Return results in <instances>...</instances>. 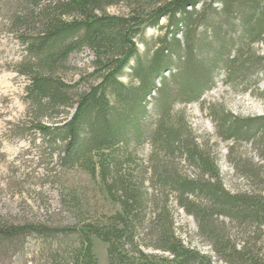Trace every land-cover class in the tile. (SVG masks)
<instances>
[{"label":"trees","instance_id":"trees-1","mask_svg":"<svg viewBox=\"0 0 264 264\" xmlns=\"http://www.w3.org/2000/svg\"><path fill=\"white\" fill-rule=\"evenodd\" d=\"M215 1L219 6L209 0L198 9L200 0H0L24 51L14 68L27 79L22 134L41 138L52 170H80L93 186L79 189L66 181L61 205L71 212L73 225L0 217V246L13 251L34 235L46 246L57 244L51 264H96L95 237L106 243L109 264H212L209 253L175 234L168 204L174 194L175 205L194 218L216 257L226 264H258L249 244L250 234L260 241L263 233V192H228L214 157L171 109L175 101L197 100L214 84V72L232 87L243 76L264 73V56L251 48L264 42V0ZM117 6L124 11H108ZM206 11L219 17L216 25L206 24L211 15ZM221 17L240 23L243 36L228 46L233 54L221 51L226 47ZM197 24L206 29L196 44L191 34ZM147 29L165 31L153 49L141 40L146 49L140 54L138 40ZM84 48L92 53V71L66 80L69 56ZM250 84L247 80L243 89ZM253 123L264 131V115L231 121L227 131L248 135ZM145 142L150 149L141 160L137 148ZM176 155L199 176L184 174ZM92 192L118 209L99 214L90 204ZM219 216L236 220L243 240L233 239Z\"/></svg>","mask_w":264,"mask_h":264},{"label":"rangeland","instance_id":"rangeland-1","mask_svg":"<svg viewBox=\"0 0 264 264\" xmlns=\"http://www.w3.org/2000/svg\"><path fill=\"white\" fill-rule=\"evenodd\" d=\"M200 1L198 9L202 3L209 2ZM211 1L213 7L219 6L218 1ZM119 10L124 11L123 6L108 9L111 13ZM206 12L211 13L205 17L206 24L216 25L219 17H215L212 12ZM221 19L225 21L221 26V36L225 37L226 43V47L221 51L226 49L227 52L232 50L228 49L232 40L235 42L243 35L238 20H231V17ZM159 24L164 27L166 20L162 19ZM203 29L202 24H197L193 29L191 38L196 44L197 41H202L203 35L200 33ZM164 31L147 29L138 40L139 53H143L146 45L153 49L157 45L156 38L163 35ZM209 36L204 38L207 42H210ZM177 37L181 38L182 35L179 33ZM141 40H145L146 45H143ZM212 48L214 50L215 46ZM251 48L256 54L264 56V42L252 44ZM234 52L235 49L231 51L232 54ZM23 53V47L8 28L5 12L0 10V217L27 220L51 227L73 225L71 212L61 205V193H64L66 181H73L79 189L85 187L89 190L88 188L93 186L88 182L87 175L80 170H52L53 163L49 160L48 150L39 147L41 138L29 134L31 131H24L22 134L23 123L27 121L24 117V88L27 79L18 75L14 68L15 62L21 59ZM92 59V53L87 48L72 53L68 58L65 79L76 81L79 75L90 73ZM224 79L221 72H214V84L209 89L203 91L197 100L187 103L175 101L171 107L172 112L182 114L185 125L200 147L205 148L214 157L222 186L228 192L264 194V131H260L255 123L247 129L249 136H231L227 131L231 121L236 123L264 115V96L259 95L264 90V73L243 76L233 87ZM122 80L128 79L123 77ZM247 80H251V88L244 90ZM80 86L83 88L85 85L83 83ZM154 94L153 92L152 95ZM149 149V143H143L137 148V157L144 160ZM176 157L175 161L184 174L190 178L199 176L197 169L192 168L178 155ZM159 194L160 191L156 193L157 196ZM91 196L93 198L90 204L99 214L110 215L118 209L117 205L102 198L98 193L92 192ZM174 196L169 194L168 204L173 213L175 234L201 252L209 253L212 256V264H226L216 257L211 252L210 245L200 238L196 221L175 205ZM205 203L207 202L203 201V204ZM218 221L224 222L233 239L238 242L243 240L242 227L236 220L219 216ZM262 230L260 241L257 240L255 232L254 235L250 234L249 245L254 254L258 253V264H264V228ZM92 243L96 264H109L106 243L95 237L92 238ZM56 247L55 242L46 246L41 237L31 235L26 237L23 245L16 250L7 251L1 245L0 264H51ZM148 250L145 248V251Z\"/></svg>","mask_w":264,"mask_h":264}]
</instances>
